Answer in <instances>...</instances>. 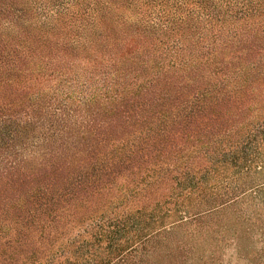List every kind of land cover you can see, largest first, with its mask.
Returning <instances> with one entry per match:
<instances>
[{
  "label": "trees",
  "instance_id": "16d2710c",
  "mask_svg": "<svg viewBox=\"0 0 264 264\" xmlns=\"http://www.w3.org/2000/svg\"><path fill=\"white\" fill-rule=\"evenodd\" d=\"M259 148L264 0H0V264L152 260Z\"/></svg>",
  "mask_w": 264,
  "mask_h": 264
},
{
  "label": "rangeland",
  "instance_id": "374dc122",
  "mask_svg": "<svg viewBox=\"0 0 264 264\" xmlns=\"http://www.w3.org/2000/svg\"><path fill=\"white\" fill-rule=\"evenodd\" d=\"M256 122V125L263 124L261 120ZM246 153L245 160L252 156L257 158L250 172L245 170L247 163L240 169L228 170L230 176L220 180L216 194L207 196L218 198L217 202H203L195 207L196 211L197 208L204 212L213 210L210 215L190 221L192 216L185 214V221L167 228L171 229L164 234L168 244L164 247L153 244L155 248H146L151 252L155 250L156 255L142 264H264V148ZM231 191L234 201L221 197ZM225 201L222 206L211 205ZM177 243L183 247L173 251ZM158 248L174 253L162 258L163 252L157 255ZM131 263L128 261L126 264ZM55 264L67 263L57 261Z\"/></svg>",
  "mask_w": 264,
  "mask_h": 264
}]
</instances>
